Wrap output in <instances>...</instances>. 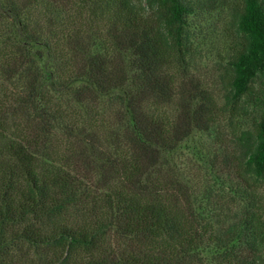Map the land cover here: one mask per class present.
Segmentation results:
<instances>
[{"label":"trees","instance_id":"trees-1","mask_svg":"<svg viewBox=\"0 0 264 264\" xmlns=\"http://www.w3.org/2000/svg\"><path fill=\"white\" fill-rule=\"evenodd\" d=\"M221 1L238 12L230 101L264 68V0ZM210 2L0 0V264H207L201 250L211 244L223 249L216 264H264V225L208 229L162 163L163 150L208 129L221 111L184 77L190 18ZM40 5L70 21L57 31L50 14L41 27L30 18ZM48 36L70 49L63 61ZM80 36L102 38L105 48L90 53ZM41 41L49 65L30 52ZM125 52L137 70L129 117L119 105L105 123L99 93L126 83ZM78 78L87 82L71 87ZM255 132L247 163L264 178V123ZM262 202L264 212V193Z\"/></svg>","mask_w":264,"mask_h":264},{"label":"rangeland","instance_id":"rangeland-1","mask_svg":"<svg viewBox=\"0 0 264 264\" xmlns=\"http://www.w3.org/2000/svg\"><path fill=\"white\" fill-rule=\"evenodd\" d=\"M207 6L206 12L190 18L188 29L191 58L186 65L184 77L197 79L221 111L208 129L195 128L174 149L163 150L162 163L164 168L171 169L185 184L193 210L208 229L224 231L232 225L245 223L253 229V223L264 225V178L252 173L247 158L256 143L255 129L264 123V68L248 81L242 94L230 101L226 100L232 94L229 60L234 45L239 41L238 12L224 5L221 0H211ZM48 8L40 5L31 12L30 18L44 27L48 15H55L57 31H61L70 21V16ZM15 25L13 23V29ZM6 32L4 25L0 29V46ZM79 40L87 42L90 53L105 48L104 40L96 36H80ZM48 42L55 50L54 57L58 62L69 55L70 49L57 38L48 36ZM61 47H64L62 57L58 53ZM29 49L38 64L49 65L52 55L42 41L31 43ZM37 51L44 54L42 58L36 57ZM123 56L128 72L126 83L110 92L99 93L100 110H103L101 117L105 123L119 105L129 117L126 98L135 88L133 74L137 70L133 65L134 56L129 52ZM86 82V78H78L69 85L75 87ZM75 106V110H86L79 103ZM174 109V106L166 108L170 114ZM128 119L132 123L131 118ZM222 252L223 249L211 244L201 250V255L207 264H216Z\"/></svg>","mask_w":264,"mask_h":264}]
</instances>
